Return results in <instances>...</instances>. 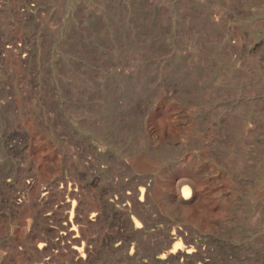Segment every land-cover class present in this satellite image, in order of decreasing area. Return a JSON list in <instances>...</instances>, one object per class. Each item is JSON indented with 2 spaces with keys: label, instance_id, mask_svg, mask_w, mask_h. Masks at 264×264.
Here are the masks:
<instances>
[{
  "label": "rangeland",
  "instance_id": "1",
  "mask_svg": "<svg viewBox=\"0 0 264 264\" xmlns=\"http://www.w3.org/2000/svg\"><path fill=\"white\" fill-rule=\"evenodd\" d=\"M0 264H264V0H0Z\"/></svg>",
  "mask_w": 264,
  "mask_h": 264
},
{
  "label": "bare ground",
  "instance_id": "2",
  "mask_svg": "<svg viewBox=\"0 0 264 264\" xmlns=\"http://www.w3.org/2000/svg\"><path fill=\"white\" fill-rule=\"evenodd\" d=\"M187 191L188 190H186V189H184L183 191H182V197H186L187 196ZM142 205V204H141ZM131 210V209H130ZM172 235V234H171ZM177 244V243H176ZM175 247V246H174ZM172 249V248H171Z\"/></svg>",
  "mask_w": 264,
  "mask_h": 264
}]
</instances>
